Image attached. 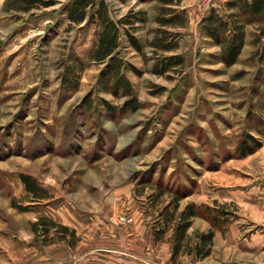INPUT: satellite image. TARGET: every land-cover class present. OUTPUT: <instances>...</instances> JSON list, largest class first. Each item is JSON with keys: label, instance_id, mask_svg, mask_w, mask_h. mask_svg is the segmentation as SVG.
I'll return each instance as SVG.
<instances>
[{"label": "rangeland", "instance_id": "1", "mask_svg": "<svg viewBox=\"0 0 264 264\" xmlns=\"http://www.w3.org/2000/svg\"><path fill=\"white\" fill-rule=\"evenodd\" d=\"M5 1L0 0V264L60 263L61 242L77 237L51 218L123 216L133 208L155 232L172 229L174 239L180 213L194 204L211 218L218 215L217 228L195 217L212 232L224 233L239 219L253 225L235 203L243 197V213H249L264 197V138L247 157H238L234 148L246 133L256 135L251 128L263 114L264 24L245 26L244 47L236 63L226 66L200 22L211 9L235 13L227 5L233 0H182L171 7L157 0H103L115 22L125 16L136 21L135 27H121L142 46L138 52L121 37L120 57L135 99L127 107V97H115L99 83L103 65L89 59L98 27L71 24L63 11L70 0L26 13L8 11ZM166 8L184 10L181 28L157 22ZM163 30L175 37L170 52L150 44ZM171 56L182 61L164 69ZM76 58L86 66L82 72ZM70 66L79 77L74 90L61 85ZM21 174L34 178L49 198L35 201ZM175 190L187 193L177 202ZM229 196L235 202L223 201ZM200 234L186 233L173 260L181 252L205 259L198 253L206 249ZM52 241L59 245L48 247Z\"/></svg>", "mask_w": 264, "mask_h": 264}, {"label": "trees", "instance_id": "2", "mask_svg": "<svg viewBox=\"0 0 264 264\" xmlns=\"http://www.w3.org/2000/svg\"><path fill=\"white\" fill-rule=\"evenodd\" d=\"M163 6L171 7L179 5L182 0H157ZM57 0H6L5 7L8 11L29 12L34 9L49 8L55 5ZM230 9H235V13L220 15L216 10L211 9L209 13L201 19V27L205 37L212 40L216 46H220L219 59L226 66H232L236 63L245 43V26L247 25H263L264 24V0H233L227 3ZM66 19L77 26L97 25L98 31L94 47L89 52L90 61L96 64H102L103 68L100 72L99 83L104 85L105 89L113 96H124L128 98L127 107L132 106L135 101L132 86L125 76L124 70L126 63L120 57V42L122 35L127 37L131 47L136 51L142 52V46L137 38L128 30H124L121 26L135 27L134 19L125 16L115 22L109 16L108 9L103 0H70L69 4L63 8ZM163 11L167 13L160 14L157 22L162 27L181 28L186 20L184 10L176 8H166ZM165 15H170L167 18ZM177 21V22H176ZM161 35L157 36L150 44L153 48L161 51L170 52L174 49V35L167 30L160 31ZM179 56H171L166 58L164 69L179 64L181 62ZM77 71L82 72L85 65L76 58ZM66 69L61 85L63 88L76 89L79 85L78 72H74L73 66ZM75 69V70H76ZM87 101V97L84 98ZM130 103V104H129ZM109 107V104H107ZM125 107V108H127ZM261 116L255 117L254 125L251 131L256 135L246 133L239 139L234 148L235 154L240 158L247 157L256 152L261 146V138H264V104L262 106ZM21 182L25 190L32 195L35 201H41L49 198V193L42 188L38 182L29 175L21 174ZM176 201L182 199L187 191H176ZM177 207V205H176ZM206 211H211L208 207H204ZM177 209V208H176ZM194 217L203 218L217 228L218 215L211 218L209 215L202 213L200 208L194 204L186 205L185 209L180 213V223L177 224L175 230L173 257L176 256L180 242L183 240L186 231L191 225V219ZM68 231L67 228H63ZM162 236V231L155 232V239L158 240ZM200 240L205 250L200 249L198 253L205 257L210 252L213 232L200 234Z\"/></svg>", "mask_w": 264, "mask_h": 264}, {"label": "crops", "instance_id": "3", "mask_svg": "<svg viewBox=\"0 0 264 264\" xmlns=\"http://www.w3.org/2000/svg\"><path fill=\"white\" fill-rule=\"evenodd\" d=\"M260 150L264 151V145ZM230 197L223 201L235 202ZM243 200L239 198L235 203L237 210L243 219L246 214L253 225L239 219L231 222L224 233L214 230L210 254L198 261L187 252H181L174 261L172 229L156 240L152 222L133 208L124 213L133 217L125 223L119 220L123 213L106 218H51L53 224L67 228L77 237L74 243L61 242L64 252L57 264H264V197L255 202L249 213H243L248 210ZM210 230L207 221L194 217L186 233L207 234ZM48 245L54 248L59 244L52 241Z\"/></svg>", "mask_w": 264, "mask_h": 264}, {"label": "built area", "instance_id": "4", "mask_svg": "<svg viewBox=\"0 0 264 264\" xmlns=\"http://www.w3.org/2000/svg\"><path fill=\"white\" fill-rule=\"evenodd\" d=\"M119 220L123 223H125V222H130L132 219H131V217H129V216H127V215H123V216H120L119 217Z\"/></svg>", "mask_w": 264, "mask_h": 264}]
</instances>
